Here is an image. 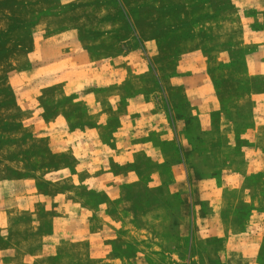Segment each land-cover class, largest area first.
I'll return each instance as SVG.
<instances>
[{
    "label": "rangeland",
    "instance_id": "1",
    "mask_svg": "<svg viewBox=\"0 0 264 264\" xmlns=\"http://www.w3.org/2000/svg\"><path fill=\"white\" fill-rule=\"evenodd\" d=\"M257 15L259 27L241 20ZM244 28L264 30V0H0V262L188 264L193 230L182 236V217L173 216L171 230L166 215L148 217L166 202L180 204L174 170L152 162L151 135L138 143L133 163L116 169L132 182L115 187V167L102 169L111 181H84L92 123L86 92H66L71 61L98 65L102 56L142 50L139 35L152 34L155 63L164 60L176 73L180 63L208 62L202 73L213 79L223 113L243 94L242 108L254 114L264 75H250L247 57L264 47L247 43ZM224 29L231 39L216 42ZM184 138L190 144L193 132Z\"/></svg>",
    "mask_w": 264,
    "mask_h": 264
},
{
    "label": "crops",
    "instance_id": "2",
    "mask_svg": "<svg viewBox=\"0 0 264 264\" xmlns=\"http://www.w3.org/2000/svg\"><path fill=\"white\" fill-rule=\"evenodd\" d=\"M241 20L258 25L263 17L241 16ZM239 33L247 43L264 47V30L244 28ZM227 35L226 40L231 39L227 29L218 30L216 42H225L221 40ZM139 36L142 50L102 56L98 65L90 61L92 66L71 61L74 73L66 92H86V119L92 123L84 133L88 137L84 148L92 154L83 165L89 167L84 181L99 185L109 181L111 175L106 177L102 169L115 167V187L132 182L128 177L118 179L116 169L133 163L138 143L151 135L153 142L146 145L154 152L152 162L174 170L180 204L174 208L166 202L150 210L148 217L166 215L170 230L173 216L182 217V236L185 230H193L188 264L264 263V94L253 96L260 111H245L242 107L249 99L242 94L239 105L226 116L213 79L202 73L208 71V62L195 58L190 64L180 63L175 73L164 60L154 62L160 54L156 36ZM247 59L250 75H264V48ZM189 131L194 134L190 144L184 138ZM158 140L164 141L161 148L154 144ZM102 206L97 209L100 213Z\"/></svg>",
    "mask_w": 264,
    "mask_h": 264
}]
</instances>
